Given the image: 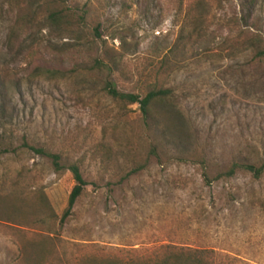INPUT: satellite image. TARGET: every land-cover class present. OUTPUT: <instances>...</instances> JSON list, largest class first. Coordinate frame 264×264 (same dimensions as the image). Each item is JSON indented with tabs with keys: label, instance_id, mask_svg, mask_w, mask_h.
<instances>
[{
	"label": "rangeland",
	"instance_id": "374dc122",
	"mask_svg": "<svg viewBox=\"0 0 264 264\" xmlns=\"http://www.w3.org/2000/svg\"><path fill=\"white\" fill-rule=\"evenodd\" d=\"M176 2L66 0L81 25L59 34L47 0H0V264L149 257L165 246L264 264V176L202 177L264 160V61L251 63L238 39L249 29L264 41V0L208 9L205 30H185L183 42ZM226 39L238 44L232 57ZM95 59L113 74L90 71ZM108 81L123 93L171 89L182 139L144 127ZM23 143L80 169L85 188L63 225L74 181Z\"/></svg>",
	"mask_w": 264,
	"mask_h": 264
},
{
	"label": "trees",
	"instance_id": "16d2710c",
	"mask_svg": "<svg viewBox=\"0 0 264 264\" xmlns=\"http://www.w3.org/2000/svg\"><path fill=\"white\" fill-rule=\"evenodd\" d=\"M178 12L184 13L183 26L181 28V35L179 42H183L187 35V30L194 32L204 31L208 9L218 5L222 8V2L228 0H176ZM47 16L46 22L53 31L64 34L73 31L81 25V18L76 17L69 6L66 5V0H47ZM217 7V6H216ZM228 23V26H234ZM236 22V21H235ZM186 30V31H185ZM98 35V33H97ZM184 36V37H183ZM244 39L241 46L243 53H250L251 63H262L264 61V41L259 34L251 33L249 29L242 30L238 39ZM223 44H229L228 49L225 50L228 57L235 55V48L238 47L236 40L232 41L226 39ZM208 50H204L203 54ZM112 68L103 62L95 59L90 71L97 73L105 72L108 75L113 74ZM56 79L63 76L62 71L54 69L43 70L42 75ZM61 78V77H60ZM104 90L114 100L128 105H137L141 114L142 122L146 128H156L164 136H169L175 141L182 139L181 130V114L174 105V96L171 89H166L158 86V83H151L147 85L141 93H123L116 89L112 81L105 84ZM24 148L33 151L35 154L45 157L50 160L51 166L55 172L68 171L74 181V186L69 194L67 206L64 209L59 223L63 225L67 219L72 215L73 207L82 195L85 188V181L79 167L74 163H63L61 155L57 153H49L41 148H34L23 143ZM5 152V149L4 151ZM150 154L156 156L155 150L150 148ZM237 172L250 175L253 179H260L264 176V160L252 159L243 160L240 163L233 162L224 171L216 173L213 179H209L206 173L202 174L203 180L208 183L210 180H218L220 178H232ZM50 213V218L55 219L54 213L50 208H47ZM149 257L135 256V257H121L117 255H105L101 257L88 258L81 264H220L217 262L213 253L205 250L186 249L175 246H165L159 249Z\"/></svg>",
	"mask_w": 264,
	"mask_h": 264
}]
</instances>
